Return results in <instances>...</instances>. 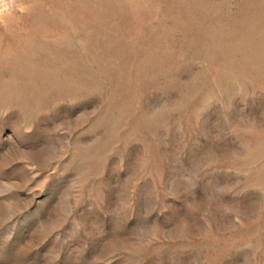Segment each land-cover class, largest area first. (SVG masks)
Listing matches in <instances>:
<instances>
[{
  "label": "rangeland",
  "instance_id": "rangeland-1",
  "mask_svg": "<svg viewBox=\"0 0 264 264\" xmlns=\"http://www.w3.org/2000/svg\"><path fill=\"white\" fill-rule=\"evenodd\" d=\"M0 264H264V0H0Z\"/></svg>",
  "mask_w": 264,
  "mask_h": 264
}]
</instances>
